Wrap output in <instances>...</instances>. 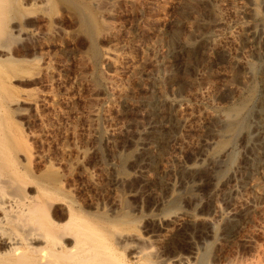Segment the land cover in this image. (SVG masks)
<instances>
[{
	"label": "rangeland",
	"instance_id": "rangeland-1",
	"mask_svg": "<svg viewBox=\"0 0 264 264\" xmlns=\"http://www.w3.org/2000/svg\"><path fill=\"white\" fill-rule=\"evenodd\" d=\"M52 1L9 30L1 104L30 173L62 190L56 222L71 202L93 223L128 215L112 243L129 261L264 264V0Z\"/></svg>",
	"mask_w": 264,
	"mask_h": 264
},
{
	"label": "bare ground",
	"instance_id": "bare-ground-1",
	"mask_svg": "<svg viewBox=\"0 0 264 264\" xmlns=\"http://www.w3.org/2000/svg\"><path fill=\"white\" fill-rule=\"evenodd\" d=\"M38 1H40V0H0V53L3 54V56H4V59L0 60V264H161L160 261L158 263L155 261V263H154L150 260L149 257H147L148 256L147 254L148 253L150 254L149 251L146 254L147 256H144L142 258H139V256H137L139 252L132 251L131 253L128 254V256H131L130 258L133 261L132 260L129 261V260H127L128 258L126 259L123 255H121L118 252L119 249H117V246L115 248V246H114L115 244L112 243L114 238L116 240L118 239V237L116 238L117 235L115 234V232L118 229V227H123V226L125 228L127 227L125 225L127 223H129L128 218H127L128 215L124 216V217L122 216L123 217L122 219H120L118 217V219H120L118 221H115L113 219H111V220L108 219L106 221L105 218H103L105 220V222H103L104 224L102 223L103 225L99 224L97 221L95 223H93L92 221L85 219L86 217L84 218L83 215H80V212H78V209L75 210L72 207L73 204L71 205V203H73V202L66 203V200H65L67 207H65L66 212L65 213L63 212L64 213L63 221L56 222L57 217L56 216H55L56 218L52 217L53 211L51 209L54 206L52 202H53L54 198L59 199V197L62 196V192H61L62 190L61 191L59 190L61 188L60 187L57 188L58 190H55V188H53L54 190L48 188V186L51 185L49 183L50 181L48 182L50 185L44 186L42 184L44 180L39 179V177L36 176L35 174L33 175V172H31L32 173L31 174L30 171H32V170H28V169L33 167L32 166L33 160L31 161V156L29 154V151L26 149V146L24 144H22V142L20 140H18L14 137V134L11 131L12 130L11 129L12 123L10 121H8L6 118V115H5L6 111L4 110V106L1 104V100H3V98H1V97H5L11 102L14 101L13 100L14 98L12 95L13 93L12 94L10 93L9 88L6 85L7 82L5 83V80L7 79V76H8L7 73L10 71V70L8 71L6 69V67H8L10 69L11 66H14L16 64L14 62V60L11 57H9V51L12 48L11 45H16L13 43V42H15V38L12 36L13 33H12V35H10L9 30H10V28L13 29L16 32L14 34L15 35L17 34L19 37L23 33V28H21V26L24 27V25H21V23L24 20L26 22L25 18H27L28 15H32L34 13L33 8L37 5L36 3ZM41 1L47 2L48 0H41ZM39 3L41 4V2H39ZM47 3H48V6H50L49 10H47V12L49 11L47 14L48 15L47 20H48L49 16L54 15V12L56 11L55 10L56 4L52 0H51L50 4H49V1ZM77 3H79V1ZM71 4H72V2H71ZM70 6H72V5H70ZM70 6H68V8H67L68 11L71 10ZM75 6L77 7V5H75ZM41 7L44 8V6H41ZM80 9H81V7H80ZM43 10L45 12V9H43ZM75 10H73V11H75ZM78 11L82 12L81 10H78ZM78 11H75V12H78ZM61 12L62 11H60L59 13L61 14ZM75 12H73V13H75ZM258 13H257V15H258ZM69 14H71V12ZM254 14H256V13L255 12L253 13V16H252L253 19H254ZM73 15H76V13ZM77 15H76V17H77ZM83 15H84V13H83ZM56 16L57 15H55V17ZM35 19H37V18H35ZM39 19H41V18L39 17ZM27 21H28V18H27ZM52 22H54V21L52 20ZM18 37H16V38H18ZM25 37H27V36H25ZM32 37H34V36H32ZM92 38H93V36H92ZM253 38L255 39V36ZM89 49H90V47H89ZM89 52H91V51L89 50ZM220 55H222V54H220ZM95 62H96V60H95ZM17 71H18L17 69L14 70V72H17ZM250 71H251V69H250ZM250 77H252V76H250ZM260 80H262V79H260ZM9 81H10V79H9ZM9 84L11 85V83H9ZM249 88H250V86H249ZM251 91H254V90H251ZM253 94H255V93H253ZM247 95L249 96V91H248ZM248 96H247V98H248V101L250 102L251 100ZM262 96H264V95H262ZM4 101H6V100H4ZM149 101H151V100H149ZM148 103H150V102H148ZM246 103H248V102H246ZM262 103H264V102H262ZM155 105H156V103H155ZM157 106H159V105H156V107ZM9 110L14 111V109H9ZM248 110H249V107H248ZM243 113L244 112H243L242 107L240 109L239 108L237 109L236 107H234L230 110V113L227 115L226 122H228V125L232 126L231 131H234L233 129L235 127V124H237L238 121L240 122L239 117L241 115H243ZM15 116L17 117V115H15ZM244 117H246V116L244 115ZM261 117H262L261 126H260V129L259 128L258 129L262 133L261 138H262V142H263L264 141V109L261 111ZM217 120H215V122H213V123H217ZM257 120H258V118H257ZM225 125H227V124H225ZM239 125L241 126V125H245V124L242 123ZM241 127H244V126H241ZM220 128L222 129V127H220ZM236 128H238V127H236ZM237 130H240V128H238ZM235 131L233 133H235ZM236 133H237V131H236ZM231 135H233V134H231ZM229 138H231V137H229ZM261 138H260V140H261ZM21 139H23V138L21 137ZM230 144H232V142ZM222 145H224V147L226 146V144L223 143L219 147L218 146L217 147L220 149V147ZM262 146L264 147V145H262ZM258 147L261 148V146H258ZM255 157H258V156H255ZM151 159L149 158V160H151ZM262 159H263V157H262ZM154 161H155V159H154ZM155 162H152V163H155ZM255 162H257V160ZM261 162L262 161L260 160V163ZM249 165H250V163H249ZM253 168H255V166ZM193 171H195V170H193ZM37 174H39V172ZM40 182H42V183H40ZM48 183H46V184H48ZM57 185L53 186V187H57ZM32 189L34 191L30 192ZM63 191H65V190H63ZM65 196L66 195H64V197ZM66 197H68V196H66ZM55 201H57V200L55 199ZM70 201H71V199H70ZM76 207H77V205H76ZM53 209H55V208L53 207ZM59 210H60V208H59ZM51 211H52V213H51ZM56 211H54V212H56ZM61 211H64V209ZM61 211H60V213H61ZM56 213L58 214V212H56ZM231 215H233V214H231ZM241 215L243 217V214H241ZM58 217L60 218V216H58ZM65 218H66V220H64ZM235 223H236V221H235ZM229 230L232 231L231 229H229ZM230 234H231V232H230ZM132 236L130 237L131 240H133ZM119 238H120V236H119ZM123 239H125V238L123 237ZM123 239H121V240L124 241ZM225 239H227V238H225ZM127 240L130 241V239H127ZM133 241H135V240H133ZM118 243H120V241ZM121 244L124 245V243H120L119 245H121ZM129 244H128V246H129ZM142 246H143V244H142ZM171 246H172V244H171ZM173 246H175V245H173ZM169 247H170V245H169ZM135 248H137V247H135ZM146 248L147 247H145L143 249L146 250ZM131 249H133V248H131ZM141 250H142V248H141ZM177 250H178V248L175 249V247L171 250L173 256H175ZM126 251H128V250H124V252H126ZM167 252H170V251H167ZM143 253H144V251H143ZM125 255H127V254H125ZM150 256H152V258H153L152 254H150ZM154 258L156 259V257H154ZM176 258H178V257L176 256ZM258 258L259 257L257 255H253L248 259L240 260L238 262H231L230 261L229 264H260L262 262V260H261V262H259L260 259L258 260ZM188 259H184V258L181 259L180 258L177 261V264H183L184 262H187ZM182 260H184V261H182ZM207 261H208L207 258L203 257L200 259V262H198V264H208ZM163 263H165V262H163Z\"/></svg>",
	"mask_w": 264,
	"mask_h": 264
}]
</instances>
